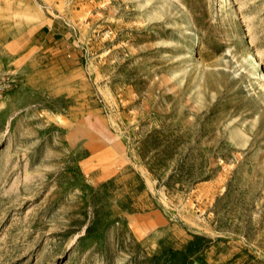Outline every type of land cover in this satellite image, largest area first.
<instances>
[{
  "label": "rangeland",
  "instance_id": "1",
  "mask_svg": "<svg viewBox=\"0 0 264 264\" xmlns=\"http://www.w3.org/2000/svg\"><path fill=\"white\" fill-rule=\"evenodd\" d=\"M222 3L0 0V264H264V0Z\"/></svg>",
  "mask_w": 264,
  "mask_h": 264
},
{
  "label": "bare ground",
  "instance_id": "2",
  "mask_svg": "<svg viewBox=\"0 0 264 264\" xmlns=\"http://www.w3.org/2000/svg\"><path fill=\"white\" fill-rule=\"evenodd\" d=\"M224 1H225V2H224ZM222 2H223V3H222L221 5H222V7H223V6L226 4V0H222ZM255 63H256L257 66H259L258 61H255ZM261 70H262V69H261ZM259 77H260V78H264V74L261 73ZM259 77H258V78H259Z\"/></svg>",
  "mask_w": 264,
  "mask_h": 264
}]
</instances>
